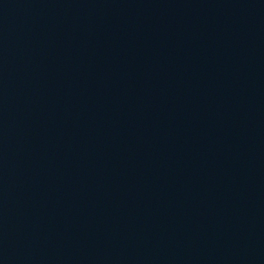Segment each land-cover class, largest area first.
<instances>
[{
	"label": "water",
	"instance_id": "1",
	"mask_svg": "<svg viewBox=\"0 0 264 264\" xmlns=\"http://www.w3.org/2000/svg\"><path fill=\"white\" fill-rule=\"evenodd\" d=\"M0 264H264V0H0Z\"/></svg>",
	"mask_w": 264,
	"mask_h": 264
}]
</instances>
